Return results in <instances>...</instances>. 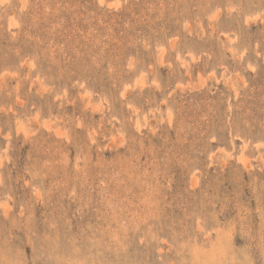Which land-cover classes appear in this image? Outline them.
I'll return each instance as SVG.
<instances>
[{"label":"rangeland","instance_id":"obj_1","mask_svg":"<svg viewBox=\"0 0 264 264\" xmlns=\"http://www.w3.org/2000/svg\"><path fill=\"white\" fill-rule=\"evenodd\" d=\"M0 264H264V0H0Z\"/></svg>","mask_w":264,"mask_h":264},{"label":"bare ground","instance_id":"obj_2","mask_svg":"<svg viewBox=\"0 0 264 264\" xmlns=\"http://www.w3.org/2000/svg\"><path fill=\"white\" fill-rule=\"evenodd\" d=\"M104 1V0H103Z\"/></svg>","mask_w":264,"mask_h":264}]
</instances>
